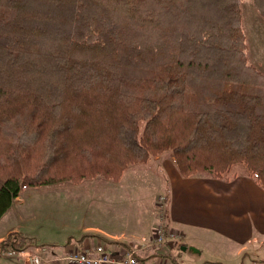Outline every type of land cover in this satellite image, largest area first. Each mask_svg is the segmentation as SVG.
Returning <instances> with one entry per match:
<instances>
[{"label": "trees", "instance_id": "obj_1", "mask_svg": "<svg viewBox=\"0 0 264 264\" xmlns=\"http://www.w3.org/2000/svg\"><path fill=\"white\" fill-rule=\"evenodd\" d=\"M164 150L182 176L241 164L264 190L241 0H0V217L26 187L116 181Z\"/></svg>", "mask_w": 264, "mask_h": 264}, {"label": "rangeland", "instance_id": "obj_2", "mask_svg": "<svg viewBox=\"0 0 264 264\" xmlns=\"http://www.w3.org/2000/svg\"><path fill=\"white\" fill-rule=\"evenodd\" d=\"M241 20L246 56L264 71V19L252 0H241ZM164 159L171 161L170 150L128 166L133 169L128 168L130 170L123 173L117 184H111L112 180L106 177L96 176L75 182L59 181L26 187L20 193L24 202L15 201L0 217V232L17 225L19 236H25L20 239L49 251L64 249L68 245L67 240L74 241L84 225L104 226L117 232L139 235L140 229L149 227L155 218L154 202L166 190V176L157 166L165 162ZM234 169L244 171L241 164H235ZM194 231L199 237L198 247L182 244L186 249H181V244H178L172 252L185 264H237L256 257L251 247L235 255L233 243L213 228L196 226ZM22 243V240L17 242L18 245ZM8 247H0V264L10 258ZM43 255V252H38L39 261Z\"/></svg>", "mask_w": 264, "mask_h": 264}, {"label": "crops", "instance_id": "obj_3", "mask_svg": "<svg viewBox=\"0 0 264 264\" xmlns=\"http://www.w3.org/2000/svg\"><path fill=\"white\" fill-rule=\"evenodd\" d=\"M170 159L171 161L164 159L165 162L157 164L167 181L166 190L160 194L166 197L165 212L168 227L180 233L181 239L170 248L163 249L162 255L172 263L185 264L172 252L178 244L198 247L199 237L194 227L203 226L224 234L228 241L233 243L235 255L251 247L256 257H250L247 262L240 261L237 264H264V190L244 171H236V174L228 179L209 174L182 176L177 171L171 154ZM128 168L130 167H127L123 173L133 169ZM120 178L116 181L112 180L111 184H117ZM15 201L23 203L24 198L19 195ZM155 222L156 216L151 220L149 227L144 226L140 229L139 235L124 231L117 232L104 226L84 225L81 228V234L75 236L74 241L69 238L68 245L60 251L57 249L49 251L39 247H33L32 250L8 247L10 258L1 262L3 264H36L32 262L31 256L43 252L44 255L38 264H68L64 256L70 249H80L84 244L96 242H103L109 251H115L127 245L133 246L142 236L150 234ZM18 227L11 226L1 231L0 241L9 232L18 231ZM85 233L89 234L80 238ZM153 254L155 253H140L139 259L143 264H152Z\"/></svg>", "mask_w": 264, "mask_h": 264}, {"label": "built area", "instance_id": "obj_4", "mask_svg": "<svg viewBox=\"0 0 264 264\" xmlns=\"http://www.w3.org/2000/svg\"><path fill=\"white\" fill-rule=\"evenodd\" d=\"M165 203V195H158L156 222L150 234L142 236L137 244L109 251L103 242L88 243L80 249H70L64 256L65 260L68 264H143L139 259L140 253H155L152 264H175L162 255L163 249L170 248L181 239L180 233L168 227ZM31 260L38 264V255L31 256Z\"/></svg>", "mask_w": 264, "mask_h": 264}, {"label": "water", "instance_id": "obj_5", "mask_svg": "<svg viewBox=\"0 0 264 264\" xmlns=\"http://www.w3.org/2000/svg\"><path fill=\"white\" fill-rule=\"evenodd\" d=\"M181 249H185V246H181Z\"/></svg>", "mask_w": 264, "mask_h": 264}]
</instances>
